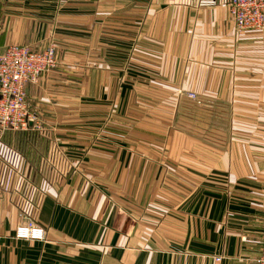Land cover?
<instances>
[{
  "label": "crops",
  "instance_id": "0c3cea01",
  "mask_svg": "<svg viewBox=\"0 0 264 264\" xmlns=\"http://www.w3.org/2000/svg\"><path fill=\"white\" fill-rule=\"evenodd\" d=\"M227 3L0 0V50L41 51L53 42L58 60L26 86L44 131L6 132L1 142L0 264H255L264 137L255 151L231 137L214 147L206 121L194 120L186 134L168 114L182 110L188 92L213 111L264 114V33L235 34ZM125 95L179 102L145 101L148 116L126 124ZM174 175L192 178L176 183L178 191L215 193L200 214L197 201L182 199L177 215L145 207L138 217L135 202L115 196L149 192L156 177L155 190L168 191ZM160 204L168 211L167 198ZM29 219L44 230L43 241L14 238Z\"/></svg>",
  "mask_w": 264,
  "mask_h": 264
},
{
  "label": "built area",
  "instance_id": "2783aa9c",
  "mask_svg": "<svg viewBox=\"0 0 264 264\" xmlns=\"http://www.w3.org/2000/svg\"><path fill=\"white\" fill-rule=\"evenodd\" d=\"M227 6L235 34L264 33V0H228ZM57 65L56 45L53 42L41 51H33L25 45H9L0 50V151L6 132L44 131L38 116L28 108L26 86L36 83L42 74ZM186 96L195 99L194 93ZM14 238L43 241L45 233L29 219L16 227ZM215 261L221 262V257H216ZM255 264H264V228Z\"/></svg>",
  "mask_w": 264,
  "mask_h": 264
},
{
  "label": "rangeland",
  "instance_id": "374dc122",
  "mask_svg": "<svg viewBox=\"0 0 264 264\" xmlns=\"http://www.w3.org/2000/svg\"><path fill=\"white\" fill-rule=\"evenodd\" d=\"M1 19V17H0ZM56 45V44H55ZM57 48V46H56ZM57 56V54H56ZM125 83H129L127 80L123 81ZM140 83L141 81H137ZM125 87L128 86V84L124 85ZM191 93V92H188ZM186 93V94H188ZM185 94V96H186ZM181 96V95H180ZM187 98V96H186ZM197 98V97H196ZM198 99V98H197ZM156 100H163V102L169 104L177 103L179 102V97H167L164 99H158L157 97H151V96H128L125 95L122 97L121 104H122V116L120 117L122 121H125L124 123H128L129 117H136L137 120H143L144 115L148 116L146 111L142 107H140V104H143L145 101L146 103H152ZM188 100V101H187ZM182 100V110L179 113L176 112H168L170 119L174 121V126L177 128V130H183L186 134H192L193 131L196 130V127L193 124L194 120H197L198 118L202 121H206L208 126L207 128H202L207 135L210 136L212 134L213 136L217 135L214 139H210L211 142H213L214 147H222L225 148L227 145L228 137L234 139L236 142V145L238 148L244 147V143L246 141L249 142V149L252 151L256 150V144L257 140L260 137H264V127L262 126V119H264V114L260 113L256 110L252 112H225L223 110L221 111H213V108L211 107V103L207 102L204 105H196V103L200 104L198 100H190V99ZM175 101V102H174ZM142 102V103H141ZM196 102V103H194ZM130 105L138 104L139 108L135 112H129ZM200 106V108H198ZM110 116V115H109ZM40 118V117H39ZM246 120L248 121L246 124ZM144 128L138 126V131L143 130ZM127 129H123L122 133L126 131ZM209 131H212L213 133L209 134ZM215 133V134H214ZM218 137H227L226 142L223 139H218ZM202 140H206L204 136L201 137ZM235 146V143H234ZM256 162V161H254ZM262 163V161H258ZM140 177H138L139 179ZM254 180H258L260 177H252ZM179 180V182L177 181ZM154 184H152V190L149 192L143 191L141 189H138L135 192V198L131 196L132 194H128L127 192L121 191L120 193L116 194L115 196L119 199L118 203L122 202V205L126 203V206H128V200L131 202H135L136 204V212L138 217L144 216L145 207L147 210L151 211L153 215H177V201L184 199L189 200L190 204L197 201L198 207L195 208L197 211V214H200L202 209H204L206 200V196L210 197L211 195L214 198L215 193L210 192H187V191H178L176 187V183H180L182 181L187 182L189 184H192V178L191 177H176L169 176V190L162 192L160 190H155L157 188V185L155 183L160 182L159 177L153 178ZM235 181V177H234ZM237 181V180H236ZM240 182L238 177V183ZM174 184V186H170V184ZM252 194L257 195L256 192H253ZM110 197L113 195V192H110ZM112 198V197H111ZM165 198L168 199V211L166 208L161 207L160 202L164 201ZM212 198V199H213ZM113 199V198H112ZM210 200V199H209ZM201 201V204H200ZM112 202V200H111ZM121 205V206H122ZM122 212L121 215L124 216L127 214L128 211L124 209L122 206ZM23 224V223H22ZM21 225V224H19ZM18 226V225H17ZM16 226V227H17ZM16 229V228H15ZM141 245L144 241H139ZM140 247V246H138Z\"/></svg>",
  "mask_w": 264,
  "mask_h": 264
}]
</instances>
